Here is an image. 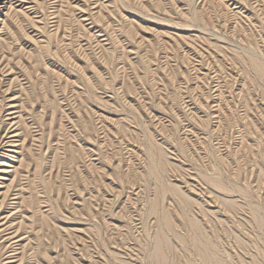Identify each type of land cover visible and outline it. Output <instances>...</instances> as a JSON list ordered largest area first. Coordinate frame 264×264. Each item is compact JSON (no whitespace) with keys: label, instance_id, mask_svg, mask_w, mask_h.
<instances>
[{"label":"rangeland","instance_id":"374dc122","mask_svg":"<svg viewBox=\"0 0 264 264\" xmlns=\"http://www.w3.org/2000/svg\"><path fill=\"white\" fill-rule=\"evenodd\" d=\"M0 264H264V0H0Z\"/></svg>","mask_w":264,"mask_h":264},{"label":"bare ground","instance_id":"6f19581e","mask_svg":"<svg viewBox=\"0 0 264 264\" xmlns=\"http://www.w3.org/2000/svg\"><path fill=\"white\" fill-rule=\"evenodd\" d=\"M57 81V80H56ZM4 231V230H3ZM3 231H1V232H3ZM5 241V240H4ZM6 246V245H5ZM8 246V245H7ZM13 247V246H12ZM11 247V248H12ZM4 249V248H3ZM7 249V248H6ZM160 250V249H159ZM6 251V250H5ZM8 251V250H7ZM205 253V252H204ZM208 253H210V252H208ZM207 255V254H206ZM205 257V256H204ZM209 258V257H208Z\"/></svg>","mask_w":264,"mask_h":264}]
</instances>
